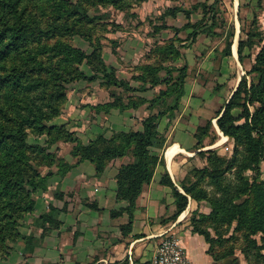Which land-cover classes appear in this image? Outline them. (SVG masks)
<instances>
[{"label":"trees","instance_id":"16d2710c","mask_svg":"<svg viewBox=\"0 0 264 264\" xmlns=\"http://www.w3.org/2000/svg\"><path fill=\"white\" fill-rule=\"evenodd\" d=\"M22 1L0 0V256L9 253L10 242L24 238L19 232L20 222L32 212L37 192L47 189L49 177L52 174L62 177L73 165L85 160L94 164L95 175L99 176L112 159L125 155L131 157L130 162L116 175L118 199L126 205L118 211H111L112 216L122 212L127 214V222L121 225V230L123 234L129 232L135 200L143 186L151 181L156 165L162 163L160 156L153 152L154 148L165 146V136L157 130V120L165 114L169 118L174 116L188 73L186 65L177 67L172 64L178 59L180 51L174 42H170L154 48L159 55L157 62L143 63L137 67L138 71L130 78L139 84L132 86L127 79L117 76L114 67L105 63L100 46L93 44L91 34L81 28L103 18L100 14L89 12L86 6L89 0H49L52 22L45 26H34L30 19H25L24 12L30 9L32 0H24L25 4ZM122 1L99 0V3L107 2L114 7H121ZM179 13H184L187 18L190 14L179 7H168L163 16L174 18ZM209 20L210 24L203 27L186 23L180 30L190 27L187 37L193 39L199 33L215 35L213 29L218 24V18L211 15ZM35 33L38 35L31 37ZM63 34L85 38L91 43V51L85 52L68 38L61 39ZM227 35L223 56L231 55L233 27ZM256 35L249 31L246 40L239 39L237 43L239 60L245 45L253 47L261 44L249 71L254 76L249 82L245 76L241 77L216 118L219 132L234 142L231 158L214 159L211 157L214 156L213 150L201 151L200 155H207L206 163L201 168H192L181 181L184 193L165 174L161 183L171 187L176 206L174 214L166 221L175 220L183 212L188 196L196 201L205 200L210 204V212L206 217L218 223L236 222V228L245 229L248 236L252 237L249 242L261 250L264 249V180L259 181L258 174L259 165L264 162V37L261 33L255 40ZM40 36H47L46 40H41ZM94 60L96 65H92ZM83 62L90 65L91 74L80 69ZM97 79L100 86L108 90L111 100L92 106L96 110H123L147 101L149 106L159 105L161 109L142 120L141 130L113 131L109 137L99 134L86 144H82L73 132L66 130L65 125L48 124L60 115L67 100L69 83ZM157 85L162 87L150 100L130 94ZM236 108L240 110L237 116L233 114ZM210 128V121L197 127L194 136L198 145L207 137ZM29 129L39 134L46 133L48 143L59 140L73 143L70 154L76 161L69 164L62 158L55 159L47 152L46 146L29 144ZM43 165H55L57 169L52 171L49 168L43 173L40 170ZM229 170L233 173L232 178L225 176ZM248 170L255 172L251 180L244 176ZM206 178L214 186L215 194L212 196L196 183L198 179ZM55 196L62 198L63 194L57 191ZM89 205L97 208L95 204ZM61 210L50 206L35 219V226L42 230L41 237L59 226ZM191 232L203 236L209 243L204 231L194 229ZM256 235H259V242L254 237ZM207 252L216 261L221 262L226 258L238 260L228 254L217 257L209 245ZM114 264L129 262L125 258ZM144 264H150V261Z\"/></svg>","mask_w":264,"mask_h":264},{"label":"crops","instance_id":"0c3cea01","mask_svg":"<svg viewBox=\"0 0 264 264\" xmlns=\"http://www.w3.org/2000/svg\"><path fill=\"white\" fill-rule=\"evenodd\" d=\"M213 49H209L200 60L187 63L192 65L197 62V69L190 76V65L188 67L183 94L174 116L169 118L165 114L157 120V130L165 136V146L154 148L153 152L160 156L162 163L156 165L151 181L143 186L135 200L130 231L123 234L121 230V225L127 222V214L122 212L112 216L111 211H118L126 205L118 199L116 175L131 157L125 155L112 159L99 176L95 175L93 163L81 161L62 177L52 174L47 189L37 192L32 212L20 222L19 232L24 238L9 243V253L0 256V264H114L125 258L129 264H144L150 261L162 233L178 240L192 264H222L207 252L208 244L204 237L186 228L188 216L199 206L198 202L188 196L187 207L177 219H162L176 209L171 187L161 183L162 176L167 175L174 186L184 193L181 181L192 168L206 163L199 153L215 145L207 142V137L198 145L194 136L197 127L210 121L216 133L225 139L218 130L216 118L232 91L228 95L222 91L214 96L210 81L198 79V73L210 72L216 62H219V73H223L225 56L215 58ZM230 56L233 65L238 62L236 43L231 45ZM102 57L106 64L114 65L104 55ZM126 79L132 86L139 84L131 78ZM86 83L79 80L69 89L64 109L53 121L73 131L82 144L99 134L109 137L113 131L141 130L142 120L161 109L159 105L149 106L147 101L123 110H96L92 106L106 103L111 97L108 90L100 86L98 79L91 81L92 86L85 91ZM161 87L157 85L130 94L150 100ZM69 145L67 142L55 143L54 148L64 152L62 158L65 162L73 164L76 158L70 154ZM57 191L62 192V198L55 196ZM89 204H95L97 208ZM50 206L62 209L58 216L60 224L41 237L42 230L35 226L34 221Z\"/></svg>","mask_w":264,"mask_h":264},{"label":"rangeland","instance_id":"374dc122","mask_svg":"<svg viewBox=\"0 0 264 264\" xmlns=\"http://www.w3.org/2000/svg\"><path fill=\"white\" fill-rule=\"evenodd\" d=\"M24 2L23 0L22 4L26 3ZM49 4V0H32L29 4L30 9L24 12L25 19H30L34 26H45L48 22H52ZM86 6L89 12L100 14L103 18L93 25L81 28L86 33L91 34L93 44L100 46L102 55L113 62L114 65L111 66L115 68L119 78H130L131 75L138 71L137 67L140 64L157 62V56L159 55H157V51H154V48L159 45L174 42L180 54L178 59L172 64L177 67L186 65L187 70L190 65L189 74L192 76L196 72L197 62L192 63V65H187V63L191 60L196 59L198 61L202 57H205L207 51L212 47L214 48L212 54L215 58L222 57L225 52L226 42L228 41L227 33L231 27L234 30L232 43H236V47L239 39L246 40V33L249 31L257 34L254 37L255 40L259 38L258 35L260 36L261 33L263 34L261 36L264 37V0H123L121 7H114L107 2L101 4L99 0H89ZM168 7H179L185 11H189V17H185L184 13H179L174 18L168 15L163 16ZM211 15L218 18V24L213 29L215 35L199 33L193 39L187 37L188 32L191 30L190 27L186 30H180V27H183L186 23L202 27L210 24L209 19ZM38 33L33 34L31 37H36ZM46 37H41V40H46ZM67 38L75 46L80 47L87 53L92 49L91 43L85 38L78 35L65 36L63 34L61 36V39ZM260 46L261 44H255L253 47L245 45L242 50L241 59H237L238 62L235 61L234 65L232 64L231 56H225L222 74L219 73V62H216L215 67L210 72L203 71L198 73V79L200 81H210L214 96H218V92L222 93V91L228 95L236 88L242 76L246 77L247 82L254 76V73L249 71ZM92 65H96L95 60ZM79 67L87 74L92 73L90 65L85 62ZM77 82L74 81L67 85V93ZM86 84L85 91L88 87L92 86L90 82ZM65 104L66 102L62 106V110ZM233 114L239 115L240 110L234 109ZM55 118L51 119L48 124L53 125ZM65 128L70 131L67 127ZM214 128L212 125V129L210 128V132L206 134V141H212L215 144L209 148L214 151V156L211 157L214 159L215 157H220L228 160L231 158L234 142L228 136L225 139L222 138L220 134L216 133ZM27 141L29 144L46 146L47 152L51 153L55 159L62 158L64 154L63 151L61 153L59 148L56 150L54 145L55 143L59 144L65 141L59 140L48 143L46 133L39 134L29 129L27 131ZM67 143L70 144L69 146H73V143ZM201 157L206 160L207 155L204 154ZM259 166L260 174H258V180L261 181L264 180V162H261ZM48 168L52 171L57 169L55 165L52 167L43 165L40 167V170L46 173ZM254 174V171L248 170L244 173V176L251 180ZM225 176L232 178V171H227ZM196 183L198 186L204 188L210 196L215 194L214 186L208 183V178L205 180L198 179ZM196 202H198L199 206L189 214L186 228L189 231H193L194 229L204 231L209 240L208 245L210 250L214 255L217 257L225 254L233 255L238 259L240 264H264V249L258 250L253 247L251 242H249L251 236H248L245 229H237V224L234 221L230 223L213 222L206 217L210 212V204L205 200ZM174 212L167 218L174 214ZM162 219L164 221L166 218ZM254 237L259 242V235Z\"/></svg>","mask_w":264,"mask_h":264},{"label":"built area","instance_id":"2783aa9c","mask_svg":"<svg viewBox=\"0 0 264 264\" xmlns=\"http://www.w3.org/2000/svg\"><path fill=\"white\" fill-rule=\"evenodd\" d=\"M159 237L150 264H192L186 250L174 236L162 233Z\"/></svg>","mask_w":264,"mask_h":264},{"label":"water","instance_id":"95a60500","mask_svg":"<svg viewBox=\"0 0 264 264\" xmlns=\"http://www.w3.org/2000/svg\"><path fill=\"white\" fill-rule=\"evenodd\" d=\"M222 264H239L238 260H233V258H226L221 261Z\"/></svg>","mask_w":264,"mask_h":264}]
</instances>
